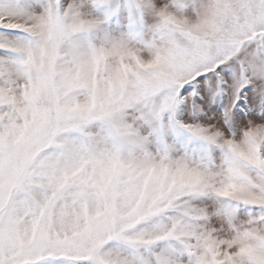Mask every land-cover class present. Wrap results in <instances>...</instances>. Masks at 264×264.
<instances>
[{"label":"snow or ice","instance_id":"obj_1","mask_svg":"<svg viewBox=\"0 0 264 264\" xmlns=\"http://www.w3.org/2000/svg\"><path fill=\"white\" fill-rule=\"evenodd\" d=\"M0 264H264V0H0Z\"/></svg>","mask_w":264,"mask_h":264}]
</instances>
